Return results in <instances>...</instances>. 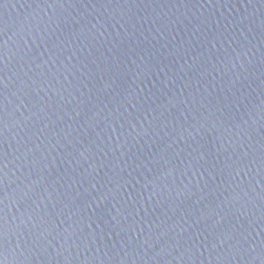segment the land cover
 Masks as SVG:
<instances>
[{"label":"water","instance_id":"water-1","mask_svg":"<svg viewBox=\"0 0 264 264\" xmlns=\"http://www.w3.org/2000/svg\"><path fill=\"white\" fill-rule=\"evenodd\" d=\"M5 264H264V0H0Z\"/></svg>","mask_w":264,"mask_h":264},{"label":"snow or ice","instance_id":"snow-or-ice-1","mask_svg":"<svg viewBox=\"0 0 264 264\" xmlns=\"http://www.w3.org/2000/svg\"><path fill=\"white\" fill-rule=\"evenodd\" d=\"M0 264H4V260L3 259H0Z\"/></svg>","mask_w":264,"mask_h":264},{"label":"clouds","instance_id":"clouds-1","mask_svg":"<svg viewBox=\"0 0 264 264\" xmlns=\"http://www.w3.org/2000/svg\"><path fill=\"white\" fill-rule=\"evenodd\" d=\"M4 264H5V262H4Z\"/></svg>","mask_w":264,"mask_h":264}]
</instances>
